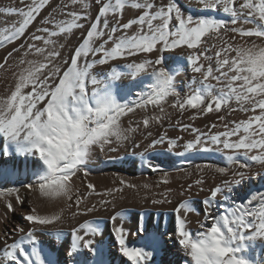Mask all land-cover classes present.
<instances>
[{
  "label": "bare ground",
  "instance_id": "1",
  "mask_svg": "<svg viewBox=\"0 0 264 264\" xmlns=\"http://www.w3.org/2000/svg\"><path fill=\"white\" fill-rule=\"evenodd\" d=\"M159 2L166 4L168 0H159ZM174 2L185 17L190 15L194 19H222L227 22L229 29L255 27L252 24H242L240 21L232 25L229 14L219 7L215 10L205 9L199 0H174ZM240 2L242 0H237V6ZM29 3L31 0H23V3L21 0H0V8H26ZM85 4L88 5L87 8L84 7ZM131 5L132 0H128L125 9L116 15L115 19L113 14L109 13L107 29L104 28V18L100 19L98 29L103 30L105 35L94 38L93 48L103 45L105 50H110L117 37L125 32L128 35L134 34L138 28L135 24L127 30L118 28L117 32L112 33L113 40L108 39V33L113 26L138 19L144 11L135 9ZM101 6L102 4H97L96 0H77L76 4H72L71 0H48L33 23L14 42L5 38L9 36V29L13 24L18 26L21 17L15 13H0V99L6 98L14 90L19 75L29 67L28 61L48 64L41 74V80L48 78L50 85L58 83L59 78L70 66L76 49L82 45L87 38V32L91 30V25L96 22ZM71 12H77L81 16L77 23L82 27L60 33L59 26L71 22ZM48 20L53 22L48 23ZM43 28H48L57 35L49 37L48 33L42 31ZM34 35L51 39L53 43L45 45L44 40L34 41L32 39ZM225 42L231 43L234 48L248 47L252 43L264 47V38L241 37L230 30H222L219 37H206L202 43V49H206L202 55L204 65L202 71L211 66L213 75H219L215 53L225 46ZM29 45L34 47L29 48ZM35 47L44 48L45 51L42 54L36 53ZM159 47L162 46L158 45ZM52 51L58 55L46 59L48 53ZM190 54L192 53L186 48L154 50L152 53H134L132 56L117 57L101 65L94 62L103 58L102 53H97L81 57L79 63L81 66L92 64L89 69L90 74L98 81L99 93L105 100L112 99L117 103H128L129 106L134 107L146 99L151 91L150 86L155 79L151 74L154 66L146 65L145 72L134 75V70L128 68V64L135 65L145 60L162 58L161 66L172 75L174 88H180L179 93L184 96L193 88L199 87L198 80L201 78L199 73L192 71L187 59ZM228 55L231 58L236 53L233 51ZM113 69L120 74V79L111 80L109 73ZM53 72H55L54 77L50 76ZM193 77L197 78L196 83L193 82ZM209 82L216 83L211 78ZM87 87L90 94L93 86L89 83ZM31 90L32 86H29L25 92ZM92 99L95 102L96 96L93 95ZM175 99L169 96L161 106L162 111L161 107L149 105L145 109L135 108L133 113L122 117L121 126L132 129L128 134L129 138L122 143L105 145L103 148L94 146L85 167L77 171L71 181L70 195L54 200L42 197L38 191L37 178L47 171L43 163L35 156L17 154L15 145H9L8 154H5L6 142L0 137V264H14L4 258V245L21 242L20 237L31 227L24 216L30 214L32 208L36 209L37 214L60 215V220L52 225L41 226L35 231V242L22 238V246L32 260V264H131L119 251L115 239L114 222L111 217L117 212L121 213L123 219L126 245L151 253V258L146 264H190V258L178 245V237L174 234L176 206L187 202L189 210L184 216L187 222L186 228L195 235L200 230L201 224L207 228L212 223L206 215V206L202 203L210 195V189L222 186L224 180L234 179L232 175L234 171L246 172V179L239 186L233 185L231 193L225 190L224 195L229 196L228 200L218 195L211 212L215 215L224 208L233 207L235 203L247 202L252 195L264 193V165L238 157L241 163H250V167L238 169L233 165L225 175L208 170L199 171V168H204L206 163L227 167L225 158L218 153L188 152L182 156L175 155V152L183 151L184 143L194 139L196 133L191 130L192 128L205 133H215L224 131L226 124L232 127L233 122L259 114V110L255 113L242 112L235 102L231 103L230 108L222 107L219 113L201 114L191 109L181 113L178 107L172 106ZM46 100L47 98L41 101L38 107L42 108ZM146 116L150 119L147 128L143 125ZM157 116L160 117L159 121L152 119ZM220 117L223 119L221 120ZM213 124H216L215 128L211 127ZM182 125H191V128L183 130ZM165 134V143L149 147L153 140H159ZM177 137L181 138L178 146L169 152L167 139ZM165 174L168 183H163ZM121 179L137 187L129 188L121 185ZM198 179L203 180V183L197 185L195 181ZM88 183L95 185V191L87 188ZM28 185H32V188L29 189ZM110 190L111 194H109ZM78 198L79 206H77ZM101 200L106 203L101 204ZM8 203L12 204V210L7 208ZM248 207L258 210L259 201H252ZM88 208L93 210L89 212L86 210ZM85 222H89L97 230L95 234L85 236V239L92 241V250L83 249L81 244L78 251L69 255L74 239L71 230ZM116 223L119 226L120 222ZM18 227H22L24 233L16 231ZM141 227L143 231H139ZM78 234L84 235L85 230L81 229ZM238 255H242L246 260L250 256H258V264H264V238L247 241V247ZM17 256L23 259L19 252ZM37 257L39 260L36 259Z\"/></svg>",
  "mask_w": 264,
  "mask_h": 264
},
{
  "label": "snow or ice",
  "instance_id": "2",
  "mask_svg": "<svg viewBox=\"0 0 264 264\" xmlns=\"http://www.w3.org/2000/svg\"><path fill=\"white\" fill-rule=\"evenodd\" d=\"M21 2L23 3V0ZM47 3L48 0H31L26 8H0V13H15L21 17L18 26L13 24L9 29V36L5 39L14 42L22 36ZM71 3L76 4L77 0H71ZM96 3L102 4L96 22L91 25V30L87 32V38L82 45L76 49L70 66L59 78V82L50 85L48 78L41 80V74L48 64L28 61L29 67L19 75L14 90L6 98L0 99V137H3L6 142L5 154H8L9 145H15L17 154L35 156L43 163L47 171L37 178L38 191L42 197L54 200L69 196L72 191L71 181L77 171L85 167L94 146L103 148L105 145L122 143L129 138L128 134L132 129L123 128L121 118L133 113L135 108L145 109L149 105L161 107L169 96L176 98L172 106L178 107L181 113L188 109L196 110L201 114L219 113L222 107L230 108L232 102H235L242 112L255 113L259 110V114L233 122L232 127L226 124L224 131L205 133L192 128L191 130L196 133L194 139L184 143L183 151L175 152V155L182 156L188 152L218 153L225 158L227 167L206 163L204 168H199V171L208 170L225 175L229 173L233 165H236L238 169L250 167V163H241L238 157L264 165V47L252 43L248 47L234 48L231 43L225 42V46L215 53L219 75H213L211 66L202 71L204 68L202 55L206 51L202 49V43L206 37H219L222 30H230L241 37L264 38V0H242L238 6L237 0H199L205 9L215 10L219 7L229 14L232 25L240 21L242 24L255 26L247 29L243 27L229 29L227 22L222 19H194L190 15L185 17L174 0H168L166 4L160 3L159 0H142V2L132 0L133 8L144 11L138 19L113 26L108 33V39L113 40L112 33L117 32L118 28L127 30L133 24L138 28L132 35L125 32L117 37L110 50H105L103 45L97 48L92 46L95 37L105 35L103 30L98 29V24L103 17L104 28L107 29L108 14L112 13L115 19L116 15L125 9L128 0H96ZM84 7L87 8L88 5L85 4ZM70 15L71 22L59 26L60 33L82 27L77 23L81 16L77 12H71ZM42 31L48 33L49 37L57 35L56 32H50L48 28H43ZM32 39L44 40L45 45L53 43L51 39H44L40 35H34ZM158 45L162 47L158 48ZM33 47L34 45H29V48ZM176 48H186L192 53L187 59L193 73H199L201 76L198 80L199 87L181 96L173 86L172 75L161 66L162 58L159 57L135 65L128 64L127 67L134 70V75L145 72L146 65L154 66L151 74L155 79L150 86L151 91L146 99L134 107L117 103L112 99L105 100L99 93L98 81L90 74L89 69L92 64L81 66L79 63L81 57H88L90 54L102 53L103 58L94 62L103 65L110 59L125 55L132 56L134 53H152L154 50L164 51ZM44 51V48L35 47L36 53L42 54ZM233 51L236 55L229 58L228 54ZM56 55L58 53L55 51L49 52L46 59ZM50 76L54 77L55 72L50 73ZM109 76L111 80L120 79V74L115 69L109 73ZM210 78L216 83H210ZM193 82H197L196 77H193ZM89 83L93 86L90 94L87 87ZM29 86H32V90L25 92ZM93 95L96 96L95 102L92 99ZM46 98V104L42 108L38 107ZM152 119L159 121L160 117ZM220 119L222 120L223 117ZM149 123L150 119L146 116L143 119L144 127L147 128ZM211 127L215 128L216 124ZM189 128L191 125H182L183 130ZM165 137L166 134L159 140H153L149 147L165 143ZM233 137L236 138L233 139ZM180 139V137L167 139L169 152L178 146ZM232 175L234 179L224 180L222 186L210 189V195L202 201L206 206V215L212 220L210 227L205 228L201 224L200 230L193 235L187 230V222L184 218L189 210L187 202L179 203L174 209L176 217L174 234L178 237V245L190 258V264H252L238 254L247 247V241L264 238V193H256L247 202L235 203L233 207L224 208L218 214L213 215L211 212L218 195L228 200L229 196L224 195L225 190L231 193L233 185L239 186L247 177L246 172L238 170ZM163 183H168L166 174ZM195 183L200 185L203 180L198 179ZM120 184L129 188L137 187L123 179L120 180ZM28 188L31 189L32 185H28ZM87 188L95 191V185L92 183H88ZM252 201H259L258 210L248 207ZM100 203L104 204L106 201L101 200ZM77 206H79V198ZM12 207V204L8 203L7 208L12 210ZM86 210L90 212L93 209ZM24 219L30 223L31 227L20 237L21 242L4 245V258L14 264H32V260L22 246L23 239L35 242V231L41 226L52 225L60 220V215H41L32 208L30 214L25 215ZM111 220L114 222L115 239L122 255L131 264H146L151 258V253L126 245L121 213H115ZM117 221L120 222L119 226ZM81 229L85 230L84 235L78 234ZM16 231L24 233L25 230L18 227ZM96 231L89 222L81 223L73 228L71 234L74 239L69 255L78 251L81 244L83 249L91 251L92 241L85 239V236L95 234ZM139 231H143L142 227ZM18 252L23 259L18 258ZM36 259L39 260V257Z\"/></svg>",
  "mask_w": 264,
  "mask_h": 264
},
{
  "label": "rangeland",
  "instance_id": "3",
  "mask_svg": "<svg viewBox=\"0 0 264 264\" xmlns=\"http://www.w3.org/2000/svg\"><path fill=\"white\" fill-rule=\"evenodd\" d=\"M178 92H181V89L180 88H175ZM126 104H128V103H126ZM129 105V104H128ZM248 261H251L252 262V264H258V256H250V258L249 259H247Z\"/></svg>",
  "mask_w": 264,
  "mask_h": 264
}]
</instances>
